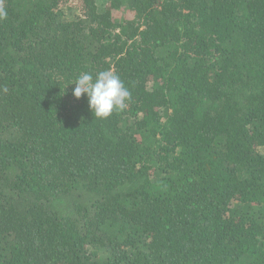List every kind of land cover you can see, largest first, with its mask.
<instances>
[{"label":"trees","instance_id":"16d2710c","mask_svg":"<svg viewBox=\"0 0 264 264\" xmlns=\"http://www.w3.org/2000/svg\"><path fill=\"white\" fill-rule=\"evenodd\" d=\"M0 2V264H264V0Z\"/></svg>","mask_w":264,"mask_h":264},{"label":"clouds","instance_id":"9594fccd","mask_svg":"<svg viewBox=\"0 0 264 264\" xmlns=\"http://www.w3.org/2000/svg\"><path fill=\"white\" fill-rule=\"evenodd\" d=\"M7 14L0 2V19L6 18ZM73 82V95L76 98L88 97L89 108L95 118H107L114 111H123L131 100V92L120 76L111 70L100 71L95 76L82 72Z\"/></svg>","mask_w":264,"mask_h":264},{"label":"rangeland","instance_id":"374dc122","mask_svg":"<svg viewBox=\"0 0 264 264\" xmlns=\"http://www.w3.org/2000/svg\"><path fill=\"white\" fill-rule=\"evenodd\" d=\"M100 5L107 4L108 0H96Z\"/></svg>","mask_w":264,"mask_h":264}]
</instances>
